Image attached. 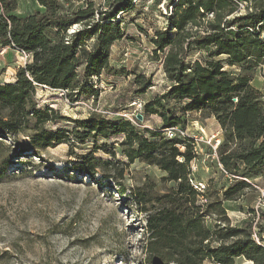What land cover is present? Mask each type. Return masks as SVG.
I'll return each mask as SVG.
<instances>
[{"label": "trees", "instance_id": "obj_1", "mask_svg": "<svg viewBox=\"0 0 264 264\" xmlns=\"http://www.w3.org/2000/svg\"><path fill=\"white\" fill-rule=\"evenodd\" d=\"M135 1L108 0V8L97 13L89 3L66 13L57 0H39L43 11L19 17L17 0H0V47H16L32 58L16 71L14 82L0 84V137L27 133L23 148L39 156L60 144H83L88 138L107 143L121 136L115 141L125 161L120 163L154 166L171 184L166 194L153 198L143 190L127 192L124 186L117 191L142 206L143 213H150L146 205L152 200L158 207L145 222L149 264H234L236 259L264 264V246L255 242L249 225H206L204 218L209 215L226 221L225 211L218 198L210 202L191 184L190 165L196 157L192 139H168L165 131L184 127L186 113L212 117L222 131L216 159L224 172L240 177L245 171L264 170V100L251 82L252 71L264 60V0H170L167 26L149 38L154 54L163 56L168 86L141 113L143 119L154 115L161 120L157 130L94 113L71 120L50 107L40 109L35 102L40 87L66 91L70 98L97 96L88 82L111 71V48L123 36L116 16L134 10ZM73 24L82 27L67 35ZM194 52L205 54L188 60ZM133 82L138 95L153 86L144 75H136ZM181 103L178 111L170 107ZM61 120L73 122L72 128L52 131L45 126ZM101 148L113 157L116 154L114 146L113 151ZM110 165L115 164L88 155L72 169L93 175L95 168ZM117 174L121 178L123 168ZM235 182L223 193L224 201L247 187L243 181ZM201 197L206 201L203 205L198 204Z\"/></svg>", "mask_w": 264, "mask_h": 264}, {"label": "rangeland", "instance_id": "obj_2", "mask_svg": "<svg viewBox=\"0 0 264 264\" xmlns=\"http://www.w3.org/2000/svg\"><path fill=\"white\" fill-rule=\"evenodd\" d=\"M38 1L17 0L15 14L23 17L43 11ZM57 1L66 13L89 3L96 13L108 8V0ZM169 3L170 0H136L134 10L116 16L123 36L111 48V71L88 82L98 92L95 98H70L66 91L40 87L34 98L38 107H50L71 120H84L94 113L106 119L129 120L139 129L157 130L161 126L157 116L139 120L137 115L168 86L162 70L163 56L154 54L149 38L167 26L166 16L172 12ZM96 13L94 20L98 18ZM81 27L73 24L67 35ZM202 54L205 53L194 52L188 60ZM22 65L12 49L0 54V84L14 82ZM136 75L151 79L153 86L144 94L136 93ZM251 82L264 100V60L252 71ZM183 105L170 107L178 111ZM185 119L184 127L175 128L184 134H179V138L189 136L193 141L196 157L190 165L192 182L203 186L202 194L206 193L210 202L218 198L225 211L226 221L209 215L204 218L206 225L239 228L247 224L255 242L264 246V170L245 171L240 177L224 172L216 159V149L223 139L216 121L197 113H186ZM72 125L73 122L61 120L45 126L55 131L69 130ZM27 140V133L16 138L0 137V264H149V254L144 250L148 240L145 222L158 207L152 200L146 205L150 213H143L142 206L134 205L128 196L117 191L124 186L127 192L143 190L152 198L164 195L171 184L163 181V173L137 161L129 166L120 163L125 161L115 141H120L121 136L107 143L101 138H88L83 144H60L39 156L23 148ZM103 146L108 151H113L114 146L115 156ZM88 155L115 165L109 169L99 166L93 175L72 169ZM121 168L123 174L118 178ZM235 181H243L247 187L224 201L223 193ZM205 203L204 197L199 198V205ZM234 264L252 263L236 259Z\"/></svg>", "mask_w": 264, "mask_h": 264}, {"label": "built area", "instance_id": "obj_3", "mask_svg": "<svg viewBox=\"0 0 264 264\" xmlns=\"http://www.w3.org/2000/svg\"><path fill=\"white\" fill-rule=\"evenodd\" d=\"M241 8L244 9V6L241 5ZM1 11L2 10H1V7H0V12ZM8 49H12L13 51H15L20 56V59L23 61L22 67H24L26 64L31 62V60H32L31 55L26 53L25 51L23 52L22 50H20V49H18L16 47H13V48H10V47L1 48L0 54L5 53L6 50H8ZM60 91H62V90H60ZM138 115H137V117H138ZM139 116H141V115H139ZM165 131H166V136H167L168 139L179 138V134L180 135H184L180 130H177V128H168ZM182 137L185 138V137H189V136H182ZM191 184L193 185V188L195 189V191H198L201 194L203 193V191H202L203 186L201 184H199V183L195 184V183L192 182V180H191ZM201 198L203 199V197H201Z\"/></svg>", "mask_w": 264, "mask_h": 264}, {"label": "water", "instance_id": "obj_4", "mask_svg": "<svg viewBox=\"0 0 264 264\" xmlns=\"http://www.w3.org/2000/svg\"><path fill=\"white\" fill-rule=\"evenodd\" d=\"M137 118L140 120V119H142V116H139V115H138V117H137Z\"/></svg>", "mask_w": 264, "mask_h": 264}]
</instances>
